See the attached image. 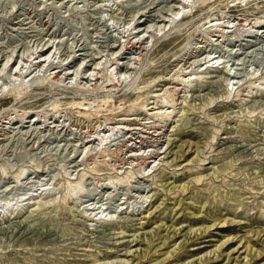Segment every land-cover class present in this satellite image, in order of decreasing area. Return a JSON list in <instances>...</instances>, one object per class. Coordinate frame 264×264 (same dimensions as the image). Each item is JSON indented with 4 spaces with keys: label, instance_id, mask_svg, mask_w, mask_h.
<instances>
[{
    "label": "rangeland",
    "instance_id": "obj_1",
    "mask_svg": "<svg viewBox=\"0 0 264 264\" xmlns=\"http://www.w3.org/2000/svg\"><path fill=\"white\" fill-rule=\"evenodd\" d=\"M121 231L125 264H264V0H0V264H124Z\"/></svg>",
    "mask_w": 264,
    "mask_h": 264
},
{
    "label": "bare ground",
    "instance_id": "obj_2",
    "mask_svg": "<svg viewBox=\"0 0 264 264\" xmlns=\"http://www.w3.org/2000/svg\"><path fill=\"white\" fill-rule=\"evenodd\" d=\"M262 21L263 20H256V21H253L252 23H250L251 24V26L252 27H255V26H257V25H260L261 23H262ZM242 23V22H241ZM242 25L243 26H246V23H242ZM224 31V30H223ZM133 45V44H132ZM140 45V44H139ZM142 47V46H141ZM145 48V47H144ZM141 51V50H140ZM143 51V50H142ZM45 59V58H44ZM47 59V58H46ZM41 61V60H40ZM43 61V60H42ZM139 61H140V58H139ZM110 72V71H109ZM70 73H68V72H64L63 73V76H68ZM190 74V73H189ZM52 75V79H53V81H54V83L55 82H59L61 79V74H60V71H54L53 72V74H51ZM92 75V74H91ZM90 75V76H91ZM186 76H187V74H186ZM100 77H102V76H100ZM99 77V78H100ZM104 77V76H103ZM96 78H98V77H96ZM188 79L190 78V77H187ZM101 79V78H100ZM185 79V78H184ZM183 81V80H182ZM181 81V82H182ZM187 81V80H186ZM189 82V81H188ZM56 84V83H55ZM183 84H184V81H183ZM22 91V90H21ZM21 95V92H17V97L16 98H18L19 96ZM174 95V94H173ZM155 96V95H154ZM156 96H158V95H156ZM170 96V95H169ZM174 99H175V97H174ZM173 98H170V102H173V100H174ZM167 100V99H166ZM157 101H159V100H157ZM157 101H155V102H157ZM175 101V100H174ZM160 102V101H159ZM167 102H169V101H167ZM167 102H166V104H167ZM169 102V103H170ZM174 103H176V101L175 102H173V103H170V106L172 105V107H174ZM88 106L85 108L86 110H81V111H79V113L81 114V115H83L85 118H87V119H91L92 118V116H93V114H98V113H94L91 109V105H90V102L89 103H86ZM157 104V103H156ZM163 102L161 101V105L163 106ZM165 104V105H166ZM81 105V102H78L77 103V106H80ZM84 105V104H83ZM154 105V104H153ZM152 105V106H153ZM169 105V104H168ZM104 106V104H100L99 105V107L102 109V107ZM158 106V105H157ZM155 108H156V105H155ZM145 109V108H144ZM149 109V108H148ZM174 109V108H173ZM174 111V110H173ZM28 112V111H27ZM29 112H31V111H29ZM158 112V111H157ZM160 112V111H159ZM163 112V111H162ZM161 112V114L163 115V113L165 112H163L162 113ZM153 115L154 114H159V113H156V112H151ZM25 112H21L20 114H18L21 118H25ZM170 113H168V115H169ZM155 115V116H156ZM160 115V114H159ZM165 115V114H164ZM167 115V114H166ZM165 115V116H166ZM167 115V117L170 119V117ZM38 116L40 117V115H39V112H38ZM97 117V116H96ZM94 118V117H93ZM35 120V119H34ZM113 120H115V119H113V118H106V120L105 121H110V122H113ZM121 121L123 120V119H120ZM125 120V119H124ZM117 121V120H116ZM120 122V121H119ZM169 122V121H168ZM118 125H120V123L118 124ZM122 125V124H121ZM144 125H146V123L144 124ZM167 125H168V123L166 124V123H160V122H154V123H152V124H150L149 126H147V128L148 129H151V130H143V132H146L145 133V135H142V133H140V131H141V129L140 128H137V130L138 131H135V132H132V133H130V134H132L130 137H132L133 136V138L134 139H137V140H139V142L140 141H144V140H146V139H149V138H153V137H155V136H157V135H161V134H163L164 133V130H165V128H167ZM102 126V124H100V125H98L97 126V128H99V127H101ZM168 126H170V125H168ZM119 127V126H118ZM121 127V126H120ZM131 127V126H130ZM145 127V126H144ZM124 128H127V127H124ZM133 128V127H132ZM135 128V127H134ZM142 128H143V126H142ZM131 129V128H130ZM168 129V128H167ZM130 132V131H129ZM144 134V133H143ZM166 134V133H165ZM161 137V136H160ZM153 140V139H152ZM168 140V139H167ZM148 141V140H147ZM118 142V141H117ZM120 143H121V141H119ZM146 142V141H145ZM173 142L174 141H172L171 143H170V141H169V144H170V146H168L167 148L169 149L170 147H171V145L173 144ZM113 145L115 144V143H112ZM117 144V143H116ZM115 144V146L114 147H112L111 149H105V150H108L109 152L107 153L106 152V156H107V154H111L112 152H114V150H116V149H119L120 148V146L119 145H116ZM168 144V143H167ZM168 144V145H169ZM195 146H196V149L194 150V152H196V155L194 156V157H197L198 155H200V152L202 151V150H200L199 149V145L198 144H195ZM165 149V148H164ZM191 149H190V147H188L187 149L186 148H184L183 146H181V145H179L178 146V150L176 151V154H178V156L179 157H182V156H184V155H186L187 153H189V151H190ZM163 151V150H162ZM103 152V151H102ZM105 152V151H104ZM170 152V151H169ZM169 152H167V153H169ZM99 153H101V152H99ZM159 153H161V152H159ZM166 153V154H167ZM105 155H100L99 154V156H102V158H103V162L105 161V160H107L106 158L107 157H105ZM189 155V154H188ZM109 156V155H108ZM159 158H160V156H159ZM159 158H157V159H159ZM109 159V158H108ZM163 159V158H162ZM193 160L192 159H190L189 160V162H192ZM106 162V161H105ZM108 162V161H107ZM159 163V162H158ZM117 170V169H116ZM109 184V183H108ZM81 185V182H79L78 183V186H76V188H74L73 190H76V191H79V190H77V187H79ZM89 216V215H88ZM87 216V217H88ZM239 217V216H238ZM93 219V218H92ZM225 223H226V221H216V222H214V223H212V224H210V225H202V226H197V227H190V229H188L187 230V235H186V237H185V239L183 240L184 242H188L189 240V237H191L192 236V233H193V235H195V234H202V233H206L208 230H210L211 228H220L221 230H223L224 229V227H226L225 226ZM89 225V224H88ZM181 228H185V226H179L178 228H177V230L178 229H180L181 230ZM154 231V230H153ZM148 232H150V231H135L134 233H132V234H130V236L132 237L131 238V240H124V238H125V236H126V234H125V232L124 231H121V232H118L117 234H121V235H119V236H117L116 238H118L119 239V241L117 242H115V243H118L119 245H124V244H127L126 243V241L128 242V244L127 245H130V249H128L123 255H125V256H128V257H126V258H128V259H122L121 260V263H126L127 261H130L135 255H138L139 254V251L141 250V247H139V243H140V241H141V237H142V234H144V236L146 235V234H148ZM151 232H152V230H151ZM124 233V234H123ZM189 235V236H188ZM219 235V234H218ZM262 237V236H261ZM234 238L235 237H226L225 239H223L219 244H217L216 245V247H214L213 249H211V250H208L206 253H204V254H202L201 256H199L196 260H200V262H202V260H204L205 258H217L218 256H219V254L221 253V251H223V248H225V247H228V248H231V250L228 252V254L227 255H229V253L231 252V253H238L239 255L241 254V252H243L244 251V253H245V256H244V259H245V262H247L248 261V254H250V253H252V251H253V245H251V242H258V241H260L261 240V238H260V233L259 234H252L251 236H249V238H247L245 241L247 242V244L245 245V243L246 242H243L242 240L241 241H239V240H234ZM117 239V240H118ZM262 242H264V238L261 240ZM232 243H237V244H235V245H230V244H232ZM245 245V246H244ZM132 247V248H131ZM180 247H181V244L180 243H178L177 245H175L174 246V248L170 251V253H169V257H171V256H174L177 252H178V250L180 249ZM243 247H245V249L243 250L242 248ZM243 251H242V250ZM97 261H99V259H98V257H96L95 258V262H97ZM122 261H124V262H122ZM192 262V261H191ZM100 263V262H99ZM99 263H97V264H99ZM108 263V262H107ZM124 263V264H125ZM132 263V262H131ZM190 263V261H188V263L187 264H189ZM100 264H102V263H100ZM103 264H105V263H103ZM214 264V263H213Z\"/></svg>",
    "mask_w": 264,
    "mask_h": 264
}]
</instances>
